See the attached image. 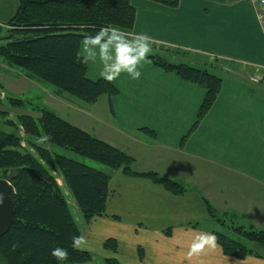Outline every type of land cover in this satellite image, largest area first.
Returning <instances> with one entry per match:
<instances>
[{"label":"crops","instance_id":"0c3cea01","mask_svg":"<svg viewBox=\"0 0 264 264\" xmlns=\"http://www.w3.org/2000/svg\"><path fill=\"white\" fill-rule=\"evenodd\" d=\"M131 5L135 20L131 31L120 33L124 39L81 42L88 79H104L100 71L115 63L117 47L144 43L140 36L147 35L156 48L182 52L169 57L174 62L196 65L198 56L219 60L211 73L221 87L194 129L205 91L147 60L138 65V79L122 72L109 81L117 95L102 96L89 106L48 91L50 99L104 128V133L97 131L98 140L122 151L119 145L127 139L130 147L124 153L134 164L140 157L145 160L137 173L154 172L186 189L173 196L146 179L110 172L105 215L84 221L80 236L85 239L77 248L91 253L88 264L108 258L119 264H264L253 257L239 261L224 256L218 246L190 255L195 237L213 229H201L187 208L191 200L201 202L210 221L205 199L219 215H243L248 226L264 231V31L254 9L246 0H179L175 8L131 0ZM256 68L263 80L252 84ZM57 183L61 187L60 178ZM107 239L116 241L115 253L103 248Z\"/></svg>","mask_w":264,"mask_h":264},{"label":"trees","instance_id":"16d2710c","mask_svg":"<svg viewBox=\"0 0 264 264\" xmlns=\"http://www.w3.org/2000/svg\"><path fill=\"white\" fill-rule=\"evenodd\" d=\"M147 1L168 8H175L179 3V0ZM17 2L14 14L4 24L5 29H8L7 35H0V41H3L0 42V58L4 63L19 68L31 79L47 83L62 94L87 105L94 104L102 96L111 98L117 95L118 91L109 81L90 80L86 77L87 60L81 54L78 58L77 54L85 37L98 36V41H109L113 26L123 33L131 31L136 12L131 0ZM102 28L109 31L100 36ZM2 31L4 29L0 26V33ZM121 38L124 39L125 36L121 35ZM141 44L143 43L135 41L130 47L138 49ZM156 49L151 48L146 58L152 66L163 72L173 73L180 80L205 91L194 129L207 114L220 91L221 80L211 73V70L215 71L220 66L219 60L209 61L204 56H198L196 65L177 63L169 57L183 55L182 52L168 53L163 48ZM8 101L23 103L12 102L11 99ZM37 112V119L31 116H21L18 119L21 131L29 138L27 145L32 151L21 146V138L17 134L0 131V178L9 181V198L14 205L10 228L0 236L1 264H58L56 257L51 254L52 249L57 247L68 252L67 260L60 264H88L92 261L91 253L72 246L73 238L80 236V230L57 183L58 178L71 194L86 223L105 215L112 171H121L125 177L146 179L173 196L186 193L185 187L178 181L154 172L133 171L132 157L71 125L52 111L41 107L37 108ZM143 132L151 134L146 130ZM36 138L94 161L107 171H99L64 156L52 154L46 148L31 143ZM203 202L212 224L228 227L243 242L213 229L211 233L216 235V244L224 256L238 260L247 257L264 260L263 230L235 223L227 226V214L221 216L207 200L203 199ZM169 231L167 229L165 235ZM103 248L115 253L116 241L107 239ZM141 257L139 250V258ZM104 264L119 263L114 258H109L104 260Z\"/></svg>","mask_w":264,"mask_h":264},{"label":"rangeland","instance_id":"374dc122","mask_svg":"<svg viewBox=\"0 0 264 264\" xmlns=\"http://www.w3.org/2000/svg\"><path fill=\"white\" fill-rule=\"evenodd\" d=\"M17 4H18L17 0H0V26H3V29H4V31L0 33L1 37H5L7 35L6 30L8 29L7 28L5 29L4 24L14 14L17 8ZM138 42H140V40H138ZM1 43H3V41ZM149 44H150L149 46H152L154 47V49H156L157 44L153 42ZM51 90L57 91L55 87L47 83L38 82V81L31 79L28 76V74H26L19 68L11 67L7 65L0 58V131L4 133L17 134L21 138L20 140L21 146L25 150L27 149V150L32 151V149H30L29 146L27 145V141L29 140V138L24 136L23 132L21 131L19 127L18 119L21 116H31L37 119L39 116L37 112V108L44 107L52 111L53 113H55L57 116L61 117L62 119H69L71 122L79 126V128L83 129V131L87 132L89 135L95 138L98 135L96 134L97 131H102L104 133V128L95 126V121H93L92 119H87L81 114H78L77 111H73L70 108L62 106L63 104H61L59 101H54L50 99L47 96V93L48 91H51ZM63 96L68 98V100L73 103L79 104L81 106H89L81 102L80 100L75 99L66 94H64ZM9 99L13 100L12 102L22 101L23 103H18V102L16 104L11 103L8 101ZM31 143L35 145H39L43 148H46L52 154L64 156L70 160L77 161L79 163H82L90 168L97 169L99 171H107V169L104 166L94 161H91L89 159L80 157L76 155L75 153H72L68 150L58 148L53 145H48L41 138L33 139ZM119 146L123 147L122 148L123 152L124 151L126 152V149L128 151L130 147V143L128 142L127 139L123 138V141L121 142ZM144 162L145 160L142 157L138 158L137 162L135 164L134 163L132 164V170L133 171L138 170V167H140V164ZM60 188H61L62 193H64L65 195V199L68 202L70 212L75 222L77 223L79 230L82 229L84 220L81 214L79 213V210L75 209V203L74 202H73L74 204L70 203V198L72 199L71 194L68 192L63 182ZM187 208L190 210L191 209L193 210L195 216L197 217V220L195 222L199 224V227H201V229H211V228L216 229L218 232L222 233L223 235H226L227 237L233 240L241 241L237 236H235L232 233L231 230L228 229V227L226 226L218 227L216 224L213 225L212 224L213 222L211 220L210 221L207 220V218H205L204 209H203V205L201 204V202H197L195 201V199L191 200L187 203ZM225 221H226L227 226H230V225L233 226L234 224H231V223H235L236 225H241L247 228L249 225L247 224L248 223L247 218L244 217L243 215H238V216L237 215L236 216L227 215V219H225ZM98 256L100 255L97 254L95 258H98ZM235 260H238V259H235ZM96 264H104V263H102V259H101V261L97 260Z\"/></svg>","mask_w":264,"mask_h":264},{"label":"clouds","instance_id":"9594fccd","mask_svg":"<svg viewBox=\"0 0 264 264\" xmlns=\"http://www.w3.org/2000/svg\"><path fill=\"white\" fill-rule=\"evenodd\" d=\"M110 30L112 32V39H121V36L118 34L122 32L118 27L113 26ZM108 31L109 29L102 28L99 31V35H105L108 33ZM98 39V36L95 38L85 37L84 42H93V40L98 42ZM140 39L144 41V43L141 44L138 49H132L123 44L118 46L116 49L115 63L110 67L100 71V75L104 79L112 81L118 78L122 72H126L132 79H138L141 75L138 65H141L142 62H145L148 54L151 52V48L148 43L150 37L147 35H141ZM134 51L135 54H133ZM77 56L78 58L80 57V52H78ZM84 239L85 238L82 236L74 237L72 246L74 248L79 247L84 242ZM216 240L217 238L214 233L198 234L189 246V254H199L206 247L215 248L217 246ZM51 254L52 256L56 257L58 264H60V262L66 261L68 257V252L65 249L59 247L52 249Z\"/></svg>","mask_w":264,"mask_h":264},{"label":"water","instance_id":"95a60500","mask_svg":"<svg viewBox=\"0 0 264 264\" xmlns=\"http://www.w3.org/2000/svg\"><path fill=\"white\" fill-rule=\"evenodd\" d=\"M10 183L0 178V236L7 233L13 220L14 205L9 198Z\"/></svg>","mask_w":264,"mask_h":264},{"label":"built area","instance_id":"2783aa9c","mask_svg":"<svg viewBox=\"0 0 264 264\" xmlns=\"http://www.w3.org/2000/svg\"><path fill=\"white\" fill-rule=\"evenodd\" d=\"M254 9L255 18L261 29L264 31V0H246ZM213 61L216 59H210ZM263 80V74L260 68L255 69V75L249 79L250 83L258 84Z\"/></svg>","mask_w":264,"mask_h":264}]
</instances>
